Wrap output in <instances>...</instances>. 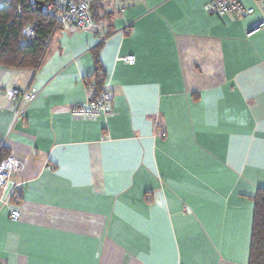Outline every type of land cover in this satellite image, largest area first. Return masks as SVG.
<instances>
[{"label": "crops", "instance_id": "1", "mask_svg": "<svg viewBox=\"0 0 264 264\" xmlns=\"http://www.w3.org/2000/svg\"><path fill=\"white\" fill-rule=\"evenodd\" d=\"M211 0H97L35 69L0 65V264H247L264 189V30ZM253 6L252 0H240ZM134 57L128 65L123 58ZM96 74L111 114L74 119ZM11 90L37 93L16 121Z\"/></svg>", "mask_w": 264, "mask_h": 264}, {"label": "built area", "instance_id": "2", "mask_svg": "<svg viewBox=\"0 0 264 264\" xmlns=\"http://www.w3.org/2000/svg\"><path fill=\"white\" fill-rule=\"evenodd\" d=\"M97 0H51L45 5L46 13L55 21V29L67 32L87 30L92 26L91 6ZM253 6L247 7L240 0H211L206 6L209 15L222 16L225 14H237L241 17L250 16L258 11L260 20L254 23L247 31L246 37L264 30V0H252ZM8 5V0H0V7ZM19 7L17 12L19 13ZM27 37H32L31 28L25 29ZM122 61L128 65L134 64V57L127 56ZM88 99L82 105L70 108L69 114L74 119L95 120L105 118L111 114L113 96L103 83L95 86L86 83ZM9 97L17 100L16 121L23 118L26 108L37 97V93L29 90H11ZM1 148V147H0ZM17 171V163L11 157L0 159V201L10 206L9 218L16 222L20 213L16 206L19 201L21 188L11 183V176Z\"/></svg>", "mask_w": 264, "mask_h": 264}, {"label": "trees", "instance_id": "3", "mask_svg": "<svg viewBox=\"0 0 264 264\" xmlns=\"http://www.w3.org/2000/svg\"><path fill=\"white\" fill-rule=\"evenodd\" d=\"M38 1L46 5L51 0ZM26 28H31L32 37L26 36ZM55 30L54 19L46 12L35 11L29 0H8L7 6L0 7V65L37 68ZM100 75L96 74L93 81L88 83L96 87L101 85ZM3 157L0 151V159ZM253 205L247 264H264V189L256 191Z\"/></svg>", "mask_w": 264, "mask_h": 264}, {"label": "water", "instance_id": "4", "mask_svg": "<svg viewBox=\"0 0 264 264\" xmlns=\"http://www.w3.org/2000/svg\"><path fill=\"white\" fill-rule=\"evenodd\" d=\"M31 2V4L34 6V10L39 12V13H45L46 9H45V5L38 1V0H29Z\"/></svg>", "mask_w": 264, "mask_h": 264}]
</instances>
